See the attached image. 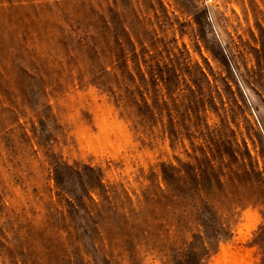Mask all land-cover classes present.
<instances>
[{"label": "rangeland", "instance_id": "rangeland-1", "mask_svg": "<svg viewBox=\"0 0 264 264\" xmlns=\"http://www.w3.org/2000/svg\"><path fill=\"white\" fill-rule=\"evenodd\" d=\"M0 264H264V0H0Z\"/></svg>", "mask_w": 264, "mask_h": 264}, {"label": "trees", "instance_id": "trees-1", "mask_svg": "<svg viewBox=\"0 0 264 264\" xmlns=\"http://www.w3.org/2000/svg\"><path fill=\"white\" fill-rule=\"evenodd\" d=\"M164 177V180L167 182V184L172 188V189H175V190H177V189H179L178 191H182V190H180V186H178L179 184L178 183H176V180H170L166 175L165 176H163ZM182 189V188H181Z\"/></svg>", "mask_w": 264, "mask_h": 264}]
</instances>
